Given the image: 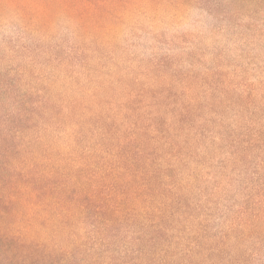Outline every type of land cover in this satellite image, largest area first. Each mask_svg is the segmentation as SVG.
<instances>
[{
  "label": "rangeland",
  "instance_id": "1",
  "mask_svg": "<svg viewBox=\"0 0 264 264\" xmlns=\"http://www.w3.org/2000/svg\"><path fill=\"white\" fill-rule=\"evenodd\" d=\"M0 150L24 264H264V0H0Z\"/></svg>",
  "mask_w": 264,
  "mask_h": 264
},
{
  "label": "trees",
  "instance_id": "2",
  "mask_svg": "<svg viewBox=\"0 0 264 264\" xmlns=\"http://www.w3.org/2000/svg\"><path fill=\"white\" fill-rule=\"evenodd\" d=\"M5 153L6 152L0 150V158H2ZM5 165L6 162L3 165L0 164V172L6 170L7 167H5ZM31 168L34 167L32 166ZM22 176H25L26 178L24 179V185L19 188L18 183ZM30 177H32V170L29 168L20 169V173L14 171V174H11L9 178H4L2 175H0V261L5 260V262L1 264H24L26 259L31 256V248L33 245L32 241L23 239L20 234L12 230L14 226L12 223V217L14 214L13 207L15 200L18 198V191H21L22 188L25 189V187H31V181L29 179ZM31 188V192H34L33 197H31L37 200H41V198H44L48 194L47 192H50V189L46 188L45 186L44 188H39L37 186H32ZM55 188L57 189V186ZM76 195L78 194L76 193ZM84 198L87 200V202H89V204L93 199L89 194H87ZM50 200L58 205L62 203L61 197L59 195H51ZM76 200L78 201V197H74L72 199L73 202ZM94 204L95 203H93L92 206ZM100 207V205H96L97 211H95V213L97 216L99 214ZM81 208L83 209L84 206L81 205ZM34 255L35 253L32 255V257Z\"/></svg>",
  "mask_w": 264,
  "mask_h": 264
},
{
  "label": "clouds",
  "instance_id": "3",
  "mask_svg": "<svg viewBox=\"0 0 264 264\" xmlns=\"http://www.w3.org/2000/svg\"><path fill=\"white\" fill-rule=\"evenodd\" d=\"M201 27V22L198 18L193 17L190 21L186 22L184 29L188 31H199Z\"/></svg>",
  "mask_w": 264,
  "mask_h": 264
}]
</instances>
